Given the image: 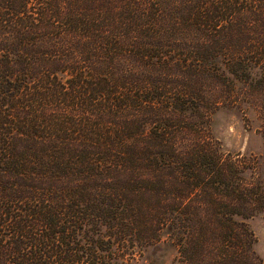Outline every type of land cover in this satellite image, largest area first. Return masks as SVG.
<instances>
[{
	"label": "trees",
	"instance_id": "trees-1",
	"mask_svg": "<svg viewBox=\"0 0 264 264\" xmlns=\"http://www.w3.org/2000/svg\"><path fill=\"white\" fill-rule=\"evenodd\" d=\"M260 212L264 0H0V264H262Z\"/></svg>",
	"mask_w": 264,
	"mask_h": 264
},
{
	"label": "rangeland",
	"instance_id": "rangeland-1",
	"mask_svg": "<svg viewBox=\"0 0 264 264\" xmlns=\"http://www.w3.org/2000/svg\"><path fill=\"white\" fill-rule=\"evenodd\" d=\"M256 121L247 122L240 111L221 109L212 115L210 129L222 148L229 152L257 153L263 150V142L256 131ZM252 230L254 250L264 264V213L246 219ZM176 249L171 244L149 248L136 264H176Z\"/></svg>",
	"mask_w": 264,
	"mask_h": 264
}]
</instances>
